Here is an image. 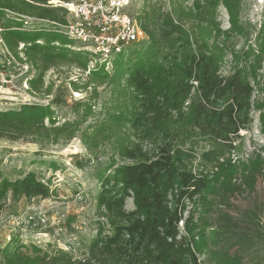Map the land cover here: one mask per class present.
I'll list each match as a JSON object with an SVG mask.
<instances>
[{
  "label": "trees",
  "instance_id": "trees-1",
  "mask_svg": "<svg viewBox=\"0 0 264 264\" xmlns=\"http://www.w3.org/2000/svg\"><path fill=\"white\" fill-rule=\"evenodd\" d=\"M30 1L45 4L50 0ZM219 7L227 13V30L217 21ZM3 9L19 14L32 9L37 18L56 19L55 11L19 0H0V19ZM240 14V0H194L189 8L173 6L161 18L155 11L137 17L148 55L125 68V82L131 90L126 97L127 111L111 115L92 139L112 145L123 163H111L100 177L95 198L97 231L89 242L87 258L73 260L62 251L51 255L36 247L21 253L13 239L0 250L3 264H200L198 255L208 244L199 227L183 214L187 204L209 188L211 179L209 174L190 172L175 158L187 143L197 139L228 141L226 145L231 146L230 138L251 124L252 88L234 51L235 39L246 38ZM1 25L5 30L20 26L9 19ZM42 36L6 31L5 41L10 48L17 41L31 43L29 54L44 64L43 70L54 59L70 61L49 45H36ZM137 45L128 50L127 58L136 53ZM228 55L234 63L229 74L222 76L220 69ZM73 58L80 61L78 55ZM80 64L82 68L86 65ZM39 83L37 79L30 84L37 88ZM45 118L49 129L44 127ZM52 118L48 107L38 105L0 113V138L45 135L56 140L63 132L68 133L67 139L73 138L68 126L52 128ZM256 159L261 160L259 155ZM50 194L49 187L33 173L14 181L0 177V210L8 196L16 201L46 199ZM127 199L132 201V211L124 208ZM207 236L214 238L216 233ZM231 262L245 264L241 257Z\"/></svg>",
  "mask_w": 264,
  "mask_h": 264
},
{
  "label": "rangeland",
  "instance_id": "rangeland-1",
  "mask_svg": "<svg viewBox=\"0 0 264 264\" xmlns=\"http://www.w3.org/2000/svg\"><path fill=\"white\" fill-rule=\"evenodd\" d=\"M193 2L130 0L126 12L143 18L155 11L161 18L173 6L189 8ZM240 4V24L246 38L235 39L234 51L238 53L236 62L245 67L252 88L251 124L230 138L231 146L226 145L228 141L197 139L187 143L175 158L177 164L190 172H203L211 179L209 188L189 202L183 214L184 219L189 218L199 227L208 244L198 255L200 264H233L232 258L238 257L245 264L254 261L264 264V0H240ZM47 10L55 11L54 20L65 17L63 10ZM8 11L3 9L0 19V113L17 111L22 105L48 107L55 121L52 128L68 126L69 133L74 134L67 139L68 133L63 132L56 140L45 135L18 140L0 138V177L14 181L33 173L51 191L46 199L14 201L8 196L0 210V250L14 239L21 253L36 247L51 255L62 251L73 260H84L97 231L95 198L100 177L111 163H123L112 145L92 139L111 115L127 111L126 97L131 90L125 82V68L148 55V43L145 40L135 46L132 57L119 55L116 63L122 58L124 61L106 69L90 63L92 57L80 51L79 44L40 33L43 36L35 41L36 45H49L70 60L54 59L43 70L44 64L29 54L31 43L17 41L13 48L7 45L6 31L24 33L18 30L20 26L3 28L5 20L14 21ZM20 15L37 18L32 9ZM217 21L222 30L229 28L222 7L217 10ZM74 55L80 61L74 60ZM80 62L86 63L84 68ZM233 63L228 55L220 74L227 76ZM37 79L39 85L32 88L30 83ZM44 127L51 128L46 118ZM258 155L261 160L256 159ZM124 208L134 209L131 199L125 201ZM42 216L46 219L43 225ZM212 231L216 233L214 238L207 236ZM0 264H3L1 256Z\"/></svg>",
  "mask_w": 264,
  "mask_h": 264
},
{
  "label": "built area",
  "instance_id": "built-area-1",
  "mask_svg": "<svg viewBox=\"0 0 264 264\" xmlns=\"http://www.w3.org/2000/svg\"><path fill=\"white\" fill-rule=\"evenodd\" d=\"M19 1L44 9L63 10L65 17L62 20H46L7 10L10 19L21 23L18 30L61 36L79 44L80 51L90 54V63L106 69L112 68L119 55H126L130 48L146 40L137 17L126 12L130 0H50L45 4ZM55 45L58 46L57 42ZM44 218L42 216L40 220L41 225L46 222Z\"/></svg>",
  "mask_w": 264,
  "mask_h": 264
}]
</instances>
